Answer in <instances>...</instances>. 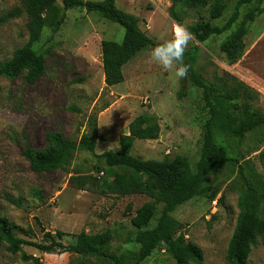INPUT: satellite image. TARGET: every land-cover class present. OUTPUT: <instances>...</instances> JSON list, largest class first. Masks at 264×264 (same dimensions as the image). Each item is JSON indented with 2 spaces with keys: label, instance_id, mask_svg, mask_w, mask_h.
I'll return each instance as SVG.
<instances>
[{
  "label": "rangeland",
  "instance_id": "obj_1",
  "mask_svg": "<svg viewBox=\"0 0 264 264\" xmlns=\"http://www.w3.org/2000/svg\"><path fill=\"white\" fill-rule=\"evenodd\" d=\"M103 1V0H90ZM227 12L215 22L222 26L233 14L238 0H224ZM59 4H61L59 2ZM22 0H0V16L21 7ZM121 10L137 16L140 27L155 41L165 43L174 38V28L188 30L199 18L208 20V8L179 11L181 24L170 17L172 0H118ZM28 18L23 14L0 27V63L11 59L15 51L28 42ZM51 20L40 41L34 45L45 57V75L35 84L24 76L9 79L0 76V215L16 224L19 238L42 243L47 231L61 230L68 234L114 232L111 253L125 249L142 252L145 247L128 243L132 237L131 218L148 198L142 195L125 197L103 196L90 185L86 191L70 184L74 176L103 178L97 155L118 151L121 135L128 133L129 124L140 114L149 112L159 118L161 135L156 141L137 140L132 149L143 160L173 159L184 155L195 168L201 155L203 126L209 118L202 91L189 80L176 77L175 67L163 69L151 59L150 50L139 54L124 69V82L107 87L101 58V42L121 43L123 26L101 19L81 9L66 12V20L57 33ZM226 35L212 37L206 43L192 36L189 50L200 48L198 70L202 76L236 78L255 90L259 98L255 110L264 114V14L249 28L246 48L241 59L228 64L220 52ZM185 51V52H186ZM81 80V81H80ZM183 91L184 96L179 97ZM96 118L98 134L95 153L77 151L69 166L50 173H34L23 151L30 147L43 150L48 146L46 134L59 131L66 139L79 141L91 131L90 120ZM217 143L230 156L238 157L240 165L249 161L264 185V129L247 135L238 142L216 132ZM239 167L227 166L213 171L208 181L220 190L214 201L195 198L178 207L173 216L183 224L182 232L204 254L202 264H229L226 252L239 216L238 198L243 184ZM39 190L42 199L33 193ZM224 195V201L219 199ZM22 200L19 206L7 198ZM31 230V231H29ZM71 242L67 238L64 244ZM24 253L40 259L42 264H80L77 255L42 253L25 246ZM0 264H35L25 261L21 253L12 255L7 245L0 247ZM85 264H100L88 259ZM143 264H175L162 248L153 252ZM249 264H264V245L252 249Z\"/></svg>",
  "mask_w": 264,
  "mask_h": 264
},
{
  "label": "trees",
  "instance_id": "obj_2",
  "mask_svg": "<svg viewBox=\"0 0 264 264\" xmlns=\"http://www.w3.org/2000/svg\"><path fill=\"white\" fill-rule=\"evenodd\" d=\"M118 0H22V6L14 8L0 16V27L25 14L28 18V42L17 49L13 57L0 63V76L15 79L24 76L28 84H35L46 73L45 57L47 50L39 53L34 49L51 20L53 32L57 33L66 20V12L81 9L95 14L101 19L117 23L124 27L125 36L121 43L104 40L101 42V58L104 82L107 87H115L124 82V67L139 54L162 44L150 38L140 27L137 16L127 13L117 6ZM59 2L61 4H59ZM170 17L181 24L179 11L207 9L208 20L199 18L188 31L196 42L204 44L212 37L226 35L220 44V52L228 64L237 63L244 54L250 26L264 14V0H238L233 14L224 25L215 22L224 18L227 4L224 0H172ZM200 48L193 46L184 54V63L189 65L187 77L194 86L202 91L209 118L203 126L201 155L195 168L184 155L173 159L143 160L132 154L137 140L156 141L161 135L159 118L149 112L137 116L128 127V133L119 139L120 149L109 150L97 155L98 167L104 177L74 176L70 184L86 191V185L103 196L142 195L148 198L131 218L132 237L128 243L142 245L145 249L136 252L125 249L119 255L111 253L110 246L114 232L89 234H68L61 230L47 231L44 227L43 242H34L19 238L16 224L0 215V247L7 245L12 255L21 253L25 261L42 264L40 259L27 256L24 247H34L42 253L52 254L60 251L77 255L80 264L95 259L100 264H143L157 249H164L175 264H202L204 254L182 232L184 226L173 213L186 202L195 198L214 201L220 190L209 182L210 174L223 167H239L238 174L243 190L238 198L239 216L234 233L229 242L226 259L229 264H249L252 249L259 242L264 245V185L257 173L246 161L240 165L238 157H232L216 140V132L243 142L247 135L264 129V114L255 110L258 93L236 78L216 77L214 81L202 76L198 70ZM81 81V80H80ZM184 92L179 93L183 97ZM91 131L79 141L66 139L59 131L46 134L48 146L43 149L26 148L22 155L29 162L34 173H50L69 166L77 151L95 153L98 134L96 118L90 120ZM33 195L42 199L43 194L35 190ZM7 200L19 206L22 200ZM224 201V195L219 199ZM31 231V230H29ZM69 238L71 242L64 244Z\"/></svg>",
  "mask_w": 264,
  "mask_h": 264
},
{
  "label": "clouds",
  "instance_id": "obj_3",
  "mask_svg": "<svg viewBox=\"0 0 264 264\" xmlns=\"http://www.w3.org/2000/svg\"><path fill=\"white\" fill-rule=\"evenodd\" d=\"M191 40L190 31L183 26H176L173 39L150 49L151 59L166 70L175 67L176 77L184 79L189 71V65L184 63V54Z\"/></svg>",
  "mask_w": 264,
  "mask_h": 264
},
{
  "label": "built area",
  "instance_id": "obj_4",
  "mask_svg": "<svg viewBox=\"0 0 264 264\" xmlns=\"http://www.w3.org/2000/svg\"><path fill=\"white\" fill-rule=\"evenodd\" d=\"M163 1H166V0H163ZM214 204H216V201H214Z\"/></svg>",
  "mask_w": 264,
  "mask_h": 264
}]
</instances>
